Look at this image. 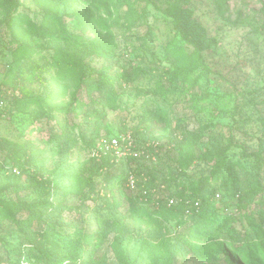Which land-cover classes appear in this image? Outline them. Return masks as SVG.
Masks as SVG:
<instances>
[{
	"label": "rangeland",
	"instance_id": "374dc122",
	"mask_svg": "<svg viewBox=\"0 0 264 264\" xmlns=\"http://www.w3.org/2000/svg\"><path fill=\"white\" fill-rule=\"evenodd\" d=\"M180 6L182 23L176 18ZM17 14L24 15L21 21ZM106 28L112 44L103 57L98 45ZM198 50L206 69L192 71L178 62V54ZM74 60L71 69L95 74L99 68L114 77V90L108 83L96 85L75 99L73 87L58 81L51 67ZM156 87L161 91H147ZM26 89L34 100L29 109L42 116L33 123L21 107L14 109ZM114 102L119 109H111ZM123 124L163 137V152L172 144L195 148L200 157L184 180L187 192L197 188L206 198L205 215L219 216V225L206 224L208 237L191 231L189 222H164L136 211L114 173L93 199L82 201L64 189L89 160L84 136H110ZM221 137L231 143L236 167H255L264 185V0H0V187L49 170L51 199L63 207L50 208L44 217L52 220L54 240L64 236L62 264H226L227 255L238 264H264L259 241L237 245L231 239L251 231L247 217L231 219L238 212L228 204L236 198L217 188L220 180H207L214 168L211 151ZM4 138L42 153L31 165L28 157L17 165ZM253 175L248 172V179ZM21 194L30 202L36 193ZM157 195L163 196L153 195L151 209ZM261 208L256 202L249 212L256 216ZM36 223V240L47 242V224ZM10 226L16 233L0 240V264H55Z\"/></svg>",
	"mask_w": 264,
	"mask_h": 264
},
{
	"label": "trees",
	"instance_id": "16d2710c",
	"mask_svg": "<svg viewBox=\"0 0 264 264\" xmlns=\"http://www.w3.org/2000/svg\"><path fill=\"white\" fill-rule=\"evenodd\" d=\"M15 16L17 17V21H21L24 15L17 14ZM13 17L11 13L9 18ZM184 17V11L180 6L176 10V18L182 23ZM106 29L107 32H105L101 43L98 45L99 55L103 57L109 55V49L112 44V36L108 33L110 32L109 28ZM64 32H66V30H64ZM178 55V62L180 64L188 63V65H191L192 71L207 68L203 64V56L199 50L192 51L188 55H184L183 53ZM75 62L76 60L70 62L59 61L51 66L56 70L55 77L58 81H65L68 85L73 87L75 99H78V95L83 89H94L96 85L100 86L108 83L111 85L110 89L114 90L113 83L115 78L107 74L103 69L97 68L94 71L95 74H91V72H88L81 66L78 69L69 68V65ZM182 75H184L183 72H181V74H176V77L181 78ZM186 76L188 77V74ZM124 78L128 79L127 76ZM137 89L138 92L141 91L138 86ZM100 90L103 91V96H108L106 88L102 87ZM147 91L149 93H158L161 90L159 87H156L154 89H148ZM24 92L26 93L24 95L25 98L21 100L17 99L14 102L16 105H14V109L21 107L22 109L20 111L29 114L30 118H32L30 123H33L40 120L42 116L35 113L34 109H29L31 104L34 103V100L30 98L31 94L28 89L24 90ZM110 101L111 100L108 98L109 104L111 103ZM119 108V104L115 102L111 104V109L115 110ZM100 114L101 112H98V115ZM155 116L161 118V114H155ZM128 130L133 132L138 144L145 141H161L160 139H163V137L159 135L146 134L145 128H133L124 124L119 126L118 131L115 132L114 135L127 132ZM100 137L101 136H94L91 134L86 139V136H84L86 148L89 153V160L86 162L83 168L84 170L77 172L74 185L65 186V190L76 194L82 201L93 199L95 195L104 190L106 183L110 181L108 176L114 173L116 176L113 177V181L123 193V198H127L131 207L138 212H150L151 216L157 217L164 222L178 221L180 224L184 225L189 222V228L192 229L191 231L201 234V237H208L209 230L206 224L219 225L220 222H218L217 219L219 217L218 215L217 217L205 215L204 208L206 198L201 191L196 188L192 193H189L186 190L184 177L187 174V169L200 157L193 146L183 145L181 148H178L177 146L174 147L172 144L168 146L169 148L165 149V152H163V149L156 153L155 159L131 157L129 161L122 160L120 162H114L111 156L96 159L91 155L92 148ZM52 138H56V135ZM2 143L4 148L10 153L11 159L14 160L17 165L21 164V160L25 157L32 159L29 161L31 165L33 164L32 161L35 160L34 157L42 153L37 149L26 150L27 147L24 144L14 142L7 138H4ZM231 148V143L229 142L227 144L224 137H221L217 141V144L211 151V157L214 160V168L211 172V177L207 180L214 183L220 180L221 183L217 188L221 190L224 188V193L231 192L236 198L235 203L231 202L228 204L235 207L238 212V214H236L238 217H231L232 220H242L243 217H247L251 231L246 230L244 235L238 232L236 236H232L231 239L237 245L240 244L242 240L250 241L256 239L261 243L259 248L264 251V208H261L256 216L252 212H249V208L256 202L264 204V200L262 199L264 185L260 179L259 172H255V167L252 172L248 171L246 166L244 170L236 167L234 160L230 156ZM238 166L243 167L241 164ZM130 170L136 173L137 184L135 189H129L126 186V177ZM248 172L254 173L252 179H248ZM52 181L53 179L51 178L49 170L47 168H41L37 173L30 174L25 183L17 182L13 185L6 183L0 187V240H2L5 235H13L16 233V230L10 226L14 224L20 232L27 235L28 242L32 244V247L41 257L55 264H62L66 258V256H64V250L67 245L64 241V236L54 240V238L50 236L51 231L55 228L52 220H48L49 218L44 217L45 214H48L50 208L52 211H60L63 207L62 204H55V201L51 199ZM161 184L166 186V189H163L161 192L166 197H175L178 203L173 206H168L165 198H163L157 200L156 205L152 204L151 206L153 208L151 209L149 203L154 201L153 194L151 193L152 188L159 187ZM211 190L212 197H214L217 192L214 188ZM22 191L36 193L34 199L29 202L26 195L21 194ZM124 193H126V196H124ZM145 198H147V201H145ZM196 201L200 202L199 209H196L194 206ZM117 205H120L119 202ZM25 212H28L29 215L26 218H22ZM37 221L47 224L45 231L47 242H39L36 240V231L34 227ZM145 242L147 244L152 243L151 240ZM223 251L226 252L225 249H223ZM251 257L253 258L254 256L251 255ZM226 264L238 263L227 255Z\"/></svg>",
	"mask_w": 264,
	"mask_h": 264
},
{
	"label": "built area",
	"instance_id": "2783aa9c",
	"mask_svg": "<svg viewBox=\"0 0 264 264\" xmlns=\"http://www.w3.org/2000/svg\"><path fill=\"white\" fill-rule=\"evenodd\" d=\"M160 145V141L155 140L145 141L141 144H138L135 140L133 132L128 130L127 132L100 137L92 148L91 155L96 159H101L105 156H111L112 161L114 162H120L122 160L129 161L131 157H145L147 159H155V154L160 151ZM136 184V173L132 170L128 171L127 186L130 189H135ZM165 187L166 186L162 184L159 187L152 188L151 193L153 195L156 193L158 194L160 191H163V189H166ZM157 197L158 199L165 198L168 206H173L178 203V200L175 197H166L164 194L162 198L160 195H157ZM145 200L147 201V198H145ZM194 206L196 209H199L200 202L196 201Z\"/></svg>",
	"mask_w": 264,
	"mask_h": 264
}]
</instances>
